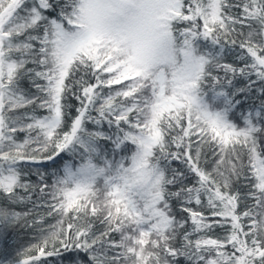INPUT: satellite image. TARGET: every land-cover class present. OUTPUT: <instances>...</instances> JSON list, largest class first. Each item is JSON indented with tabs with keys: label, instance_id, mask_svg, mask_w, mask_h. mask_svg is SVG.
I'll return each mask as SVG.
<instances>
[{
	"label": "snow or ice",
	"instance_id": "6c2138e0",
	"mask_svg": "<svg viewBox=\"0 0 264 264\" xmlns=\"http://www.w3.org/2000/svg\"><path fill=\"white\" fill-rule=\"evenodd\" d=\"M0 264H264V0H0Z\"/></svg>",
	"mask_w": 264,
	"mask_h": 264
}]
</instances>
